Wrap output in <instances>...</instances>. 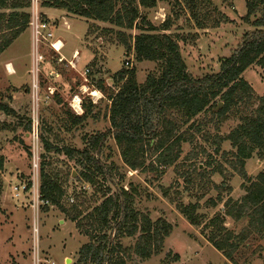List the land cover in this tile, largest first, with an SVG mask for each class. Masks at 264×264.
I'll use <instances>...</instances> for the list:
<instances>
[{"label": "rangeland", "instance_id": "1", "mask_svg": "<svg viewBox=\"0 0 264 264\" xmlns=\"http://www.w3.org/2000/svg\"><path fill=\"white\" fill-rule=\"evenodd\" d=\"M154 2L139 6L140 17L157 30L162 28L164 20L168 21L165 33L176 39L186 69L193 77L216 72L221 60L251 30L250 21L254 19L247 22L244 18V0ZM40 11L43 17L45 14L59 21L52 28L53 40L64 43L60 52L66 59L59 61L61 55L43 46L44 59L39 71L34 73L28 27L0 53V102L7 103L14 111L7 115L0 112V264L76 261L79 248L89 238L75 227L69 215L80 211L82 218L91 212L99 201V187L78 180L79 169L74 161L62 153L46 151L40 139L52 146L82 148L85 136L109 128L108 95L119 85L116 73L134 68L136 82L141 84L149 73L158 71V63L136 61L133 55V36L139 31L141 18L136 27L128 30L119 29L111 22L65 16L60 8L41 6ZM64 19L69 23L68 29L62 25ZM2 39L0 36V42ZM122 40L131 46L129 51ZM74 50L79 57L72 61ZM6 67H13L11 76L6 75ZM242 77L252 89V99L234 107L224 117H218L213 108L180 124L177 133L184 141L180 143L179 157L169 166L161 167L152 148H146L142 167L132 170L123 162L114 139H106L98 157L110 175L100 181L102 190H127L133 196L136 212L152 222L161 219L170 225L168 235L148 258H142L134 249L140 232L115 238L118 252L113 260L120 257L124 264H232L210 242V239L220 240L225 231H230L234 236H244L233 253L236 264H264V232L253 231L246 217L237 220L226 214L228 206L245 194L243 185L247 186L264 171V152L259 155L255 151L240 166L235 149L225 139L239 123L240 116L255 110L258 97L264 95V67L253 64ZM96 90L101 95L94 94ZM90 92L99 98L96 103ZM75 95L81 104L83 97L93 104L90 115L78 125H72L69 117L83 112V108L77 112L72 108L76 104ZM170 118L177 124L181 122L176 113ZM28 122L30 131L26 130ZM33 130L38 144H34ZM33 159L38 164L39 182L43 169L57 180L63 191L59 205L41 206L37 214L24 206L29 202L28 193L20 200L11 196L12 186L18 182L31 183ZM83 185L87 187L82 188ZM67 197H73L74 202L70 203ZM182 208H187V216L181 212ZM218 216L222 217V223L216 219ZM88 221L82 219L83 224ZM219 224L222 232L218 231ZM67 258L70 262H66Z\"/></svg>", "mask_w": 264, "mask_h": 264}, {"label": "trees", "instance_id": "2", "mask_svg": "<svg viewBox=\"0 0 264 264\" xmlns=\"http://www.w3.org/2000/svg\"><path fill=\"white\" fill-rule=\"evenodd\" d=\"M28 1L0 0V10H9L8 13L0 11V36L3 37L0 53L26 29ZM244 1V18L247 22L254 18L250 21L251 30L246 31L233 52L221 60L216 72L193 77L186 69L176 39L165 33L169 28L168 21L164 20L162 28L157 30L140 17L139 6L154 5V0H41L42 6L62 8L87 20L111 22L119 29L132 30L141 18L139 31L133 36L134 58L136 61L158 63V71L149 73L141 84L136 82L134 68L121 69L116 73L119 85L115 92L108 95L109 128L85 136L82 148L52 146L40 139L46 151L62 153L74 161L79 169L78 180L91 187H99V201L91 212L82 218H79L80 211L69 215L75 227L89 238L79 248L73 264H124L120 257L113 260L118 252L114 239L123 235L133 236L137 232L140 234L134 249L142 258H148L168 235L170 225L167 222L161 219L152 222L134 210L133 196L127 190H102L100 181L110 175V170L98 156L106 139L111 137L120 149L123 162L130 169L142 167L146 148H152L161 167L169 166L179 157L180 143L184 141L177 133L180 124L190 122L213 108L218 117H224L234 107L252 99V89L242 74L253 64L264 67V0ZM142 22L147 23V27ZM122 41L129 51L131 46ZM84 99L81 104L83 112L69 115L72 125L81 124L91 113L93 104L89 99ZM0 112L14 114L13 109L3 102H0ZM173 113L181 119L178 124L170 118ZM30 126L28 122L27 131H30ZM225 139L235 149L234 155L240 166L255 151L259 155L264 152V95L258 97L255 110L240 116L239 123ZM216 146L217 152L218 142ZM248 183L247 186L243 185L245 194L228 206L226 214L237 220L246 217L253 231L264 232V171ZM62 194L57 180L42 169L41 197L48 200L50 205H59ZM181 212L188 215L187 208H182ZM82 219L89 220V223L83 224ZM216 219L222 223L221 216ZM222 230L219 224L218 231ZM243 239L244 236H234L232 232L225 231L220 240L210 239V242L225 259L236 264L233 253Z\"/></svg>", "mask_w": 264, "mask_h": 264}, {"label": "built area", "instance_id": "3", "mask_svg": "<svg viewBox=\"0 0 264 264\" xmlns=\"http://www.w3.org/2000/svg\"><path fill=\"white\" fill-rule=\"evenodd\" d=\"M28 5V23L27 27L30 30L31 33V43H32V57H31V66L32 71L38 72L39 67L41 63L43 62L44 56L41 53V49L43 46H48L51 49H53L57 54L60 55V49L61 46L57 47L56 44L59 42V40H53V32H52V26L50 23L42 16V12L40 11L41 0H29ZM73 58L75 59L77 56V52L74 51L72 54ZM63 59L62 56L58 58L59 61ZM126 64H128L126 62ZM70 65L72 67H75L74 64L71 62ZM87 71V70H86ZM51 75L54 74V71L49 72ZM89 94L91 96V99L93 103H96L99 98H95L96 96L94 94L98 93L101 95L100 92L97 90L93 93L90 92ZM77 98L76 104L72 105V108L77 112L78 110H81V99L78 97V95H75L73 99ZM75 101V100H73ZM31 129V126H30ZM32 137L34 139V144H38V136L36 133V130L32 131ZM37 162L35 159H33V175L31 176V183H22L18 182L14 186H12L11 189V196L13 199H25L26 196H24L25 193H28L29 195V202L28 204H24V206H28L31 208V210L37 214L39 211V208L41 206L50 205L48 200H45L40 195V182L38 180V169H37ZM87 185H83L82 188H86ZM67 200L72 203L74 202L73 197H67ZM37 231L36 222H33V232Z\"/></svg>", "mask_w": 264, "mask_h": 264}, {"label": "crops", "instance_id": "4", "mask_svg": "<svg viewBox=\"0 0 264 264\" xmlns=\"http://www.w3.org/2000/svg\"><path fill=\"white\" fill-rule=\"evenodd\" d=\"M44 7H51V6H44ZM54 8H57V7H54ZM60 9H62V8H60ZM63 10V13L65 14V16H69V17H71V16H75V15H73V14H71V13H69V12H67L66 10H64V9H62ZM77 17V16H76ZM44 18L50 23V25L52 26V28H55L56 27V25H58L59 24V21H58V23L56 22V19H53V20H51V19H49L45 14H44ZM80 18V17H79ZM62 25L65 27V28H69V23L64 19L63 21H62ZM27 30V29H26ZM26 30H24V31H26ZM23 31V32H24ZM22 32V33H23ZM21 33V34H22ZM20 34V35H21ZM56 40H59L61 43H62V45H61V49L60 50H62V48H63V46H64V43L60 40V39H56ZM44 48V47H43ZM7 49V48H6ZM74 51H76L77 52V56H76V58L75 59H77L78 57H79V53H78V51L77 50H74ZM73 51V52H74ZM73 52H72V54H73ZM55 53V52H54ZM56 55H57V53H55ZM60 55L62 56V57H64L62 54H61V52H60ZM73 56V55H72ZM71 56V60L73 61V60H75L73 57ZM65 58V57H64ZM66 59V58H65ZM69 60V59H68ZM8 65V64H7ZM76 64L74 63V66H75ZM7 68L8 67H6V71L7 72H5L6 73V75L7 76H11L10 74L11 73H13V67L11 68H9V69H12V72L11 71H8L7 70ZM13 75V74H12Z\"/></svg>", "mask_w": 264, "mask_h": 264}, {"label": "bare ground", "instance_id": "5", "mask_svg": "<svg viewBox=\"0 0 264 264\" xmlns=\"http://www.w3.org/2000/svg\"><path fill=\"white\" fill-rule=\"evenodd\" d=\"M62 43H60V41L56 44L57 47L61 46ZM8 71H11V69L7 68ZM75 101H77V98H75ZM74 102V101H73Z\"/></svg>", "mask_w": 264, "mask_h": 264}, {"label": "water", "instance_id": "6", "mask_svg": "<svg viewBox=\"0 0 264 264\" xmlns=\"http://www.w3.org/2000/svg\"><path fill=\"white\" fill-rule=\"evenodd\" d=\"M66 262H70V259L67 258Z\"/></svg>", "mask_w": 264, "mask_h": 264}]
</instances>
